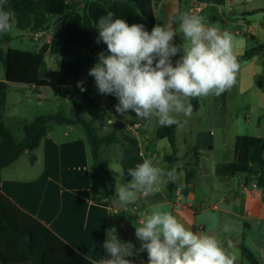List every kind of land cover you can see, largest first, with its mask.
Returning <instances> with one entry per match:
<instances>
[{"label":"crops","instance_id":"obj_1","mask_svg":"<svg viewBox=\"0 0 264 264\" xmlns=\"http://www.w3.org/2000/svg\"><path fill=\"white\" fill-rule=\"evenodd\" d=\"M79 1L68 0V2L76 3ZM134 1L145 3L156 23H161L162 26H171L173 29H175L176 23L172 18L179 12H183L184 9L190 12L194 5H199L201 11L193 13L198 15L203 11V8L209 6V1L225 2V0H162L155 6L153 0ZM114 2V9L118 12L117 18H123L129 24L134 23L125 13L126 0H114ZM229 3H234V0H229ZM89 11L95 23L101 16L108 13L102 4L95 1L89 2ZM252 11L264 13V10H250L243 14L251 18L254 13L249 14V12ZM59 19V16L15 13L11 28L12 30L16 27L20 32H30L29 38L33 40L35 47L33 51L28 52L44 55V60L39 68V77L50 81L56 88L69 87L78 81L73 73L62 75L57 64H55L57 68L55 70L50 67L51 60L58 56L55 53L57 40L63 38L67 42L66 52L74 61L82 58L85 49L84 35L78 27L81 14L77 13L71 19L63 33L59 27ZM10 31L7 34L10 36L11 42ZM35 34L38 35L37 38ZM250 37L254 38L253 34ZM7 44H3L1 49L10 48ZM99 44L100 52H104L105 55L109 54L106 44L103 42ZM3 75L1 81L5 79L4 68ZM86 86L95 95L96 114L100 107L105 111L109 130L112 129H110L111 125H115L111 122L116 118V120H121L123 125L121 129L116 125L115 127L117 136L126 145L113 144L100 150V153H103L106 158L103 161L108 162L109 172L114 179L113 198H116L117 181L120 183L131 181L132 177L128 174L129 168H134L145 158L153 159L157 165L161 159L170 165L167 170L175 169L177 179L170 181V187L168 182L162 184L160 191L155 194L144 196L142 193H138L137 196L144 199L143 203L149 206V202L162 201L168 206L169 212L187 228L194 232L207 231L215 235L223 246L237 257L236 264H264V186L258 183L257 169L252 168L250 171L237 174L234 177L220 174V169L234 160V142L238 136L233 138L232 161L223 164L214 163L212 171L207 174L201 173L200 154L205 149L212 150L211 134H200L194 143L186 145L187 151L183 152L182 158L191 155L194 162L180 163L181 156L176 143V132L181 128L180 124L176 125L175 152L173 153L167 138H155L160 125L156 128L151 127L153 118L140 119L131 110L124 115L117 113L115 110L118 103L117 98L113 95L100 94L94 77L86 82ZM22 87L40 91V97L44 98L50 93L46 88ZM8 94L7 91L6 101ZM77 100V96L72 100L64 99L65 103L72 105ZM192 106L195 108L197 104ZM83 115L85 118H92L87 113H83ZM2 119L4 125L11 132L10 127L4 121L3 114ZM258 126H260V122H258ZM257 137L264 138V135ZM182 139L183 146H185L186 140L184 137ZM116 149H121L123 154L120 162L111 158ZM24 155L26 152L0 171V192L21 211L38 220L92 264H101L103 258H110L107 250L103 248V243L107 238L108 230L112 229L111 219L124 220L118 213L123 211L121 215L124 216L126 208L121 205L122 210L116 211L110 199L103 198L102 192L100 194L102 198L92 199L90 149L81 126L48 125L46 135L39 146L34 151L27 153L29 155L27 160L20 162ZM167 156H173V158L166 159ZM31 158L33 161H30ZM197 176L204 180H211L210 183L202 182L203 185L208 186L206 193L196 194L195 180ZM138 201L136 199L129 204L136 212L131 216L139 224L143 217L139 215ZM225 227L228 228V231H224ZM114 228L121 242L130 241L128 233H121L119 228ZM139 243L141 244L140 240ZM243 248L249 252L253 260L247 258ZM140 253L142 255L146 251L136 252V255L138 256ZM132 257L127 258L131 260Z\"/></svg>","mask_w":264,"mask_h":264},{"label":"clouds","instance_id":"obj_2","mask_svg":"<svg viewBox=\"0 0 264 264\" xmlns=\"http://www.w3.org/2000/svg\"><path fill=\"white\" fill-rule=\"evenodd\" d=\"M8 0H0V35L7 34L15 12L6 8ZM113 12L101 16L95 27L107 52L98 53V60L89 70L100 94L113 95L117 113L129 110L140 119L156 118L160 126L181 123V115L189 117L193 106L190 98L220 96L236 83L239 62L233 51V37L206 18L188 11L172 19L178 23L183 44L173 43L177 30L157 24L151 32L140 23L129 24L114 18ZM182 55L175 64L172 57ZM83 92V82H77ZM130 182L115 186L116 205L125 206L144 196L160 191L164 183L175 181V169L159 167L145 158L128 169ZM224 231H228L225 227ZM135 236L141 241L135 250L131 242H121L116 229H109L103 248L109 254L101 264H132L127 257L146 251L147 264H236L237 257L229 252L209 232H194L168 211L153 210L135 226Z\"/></svg>","mask_w":264,"mask_h":264},{"label":"trees","instance_id":"obj_3","mask_svg":"<svg viewBox=\"0 0 264 264\" xmlns=\"http://www.w3.org/2000/svg\"><path fill=\"white\" fill-rule=\"evenodd\" d=\"M95 1L102 4L106 10L115 14L114 0H80L68 2V0H8L6 8H11L15 13L44 14L49 17L59 16L61 33L66 30L71 19L81 14L79 29L84 35L85 49L81 59L72 60L66 52L67 42L62 38L57 40L55 53L60 58V73L66 75L73 73L79 82H83L86 89L81 91L77 82L69 87L56 88L53 83L39 77V68L44 60V55L31 53L1 46L10 42L8 34L0 35V63L4 68L5 79L0 81V171L15 162L24 152L34 151L45 137L48 125H80L84 131L86 141L90 149V181L93 200L100 198L111 199L114 197V179L109 172L107 161L100 159V150L113 144L125 146L126 144L117 136L115 125H111V131L107 135H98L95 128L97 104L92 90L86 86V82L92 78L89 70L95 65V55L101 51L98 44V30L96 23L89 11V2ZM162 0H153L157 6ZM126 15L134 22L143 24L146 30L151 32L157 24L154 17L147 9L145 3H137L134 0H126ZM257 11L249 12V14ZM173 20V19H172ZM264 45L258 48L263 50ZM253 56V53H244L238 56L239 65ZM11 85L29 86L35 88L54 89L63 99L72 100L77 96V102H73L75 117H66L60 111L36 117L31 123L22 127L23 138L15 142L9 129L2 121L3 109L6 103V93ZM256 85L262 89V81L257 80ZM83 113L92 118H85ZM176 125L170 127L159 126L155 138H167L172 152H175ZM173 156H167L171 159ZM30 161H33L31 158ZM252 168L257 169L258 183L264 186V138L252 136H238L234 142V160L223 166L220 174L226 177H234L237 174L246 173ZM171 183L168 182L170 187ZM102 192V196H100ZM123 213V211L118 214ZM125 219L124 216H121ZM132 219H134L132 217ZM249 260H253L249 252L243 248ZM133 256H136L134 254ZM143 260H148L147 252L142 254ZM27 259L30 264H92L74 249L53 234L38 220L21 211L0 192V262L11 263L13 261Z\"/></svg>","mask_w":264,"mask_h":264},{"label":"rangeland","instance_id":"obj_4","mask_svg":"<svg viewBox=\"0 0 264 264\" xmlns=\"http://www.w3.org/2000/svg\"><path fill=\"white\" fill-rule=\"evenodd\" d=\"M250 10H264V0H234L232 4L229 3V0H225L224 3L209 1V6L203 8V11L198 14L205 17L209 24L217 25L222 31H227L232 35L233 51L236 57L242 56L246 52L253 53L251 58L240 64L236 83L230 90L225 91L218 97L190 98L188 102L192 105L197 104V107H193L189 117L183 115L179 117L181 128L176 132V143L181 156L180 163L194 162L191 155L182 158L183 152L187 151L186 145L194 143L200 134H211L212 150L205 149L200 154L201 173L207 174L212 171L214 163L223 164L232 161L233 138L235 136L257 137L258 135H264V49L258 51V48L264 45V13L258 11L251 18L243 14ZM184 11H187V9H184ZM175 25L177 35L174 37L173 43L180 46L183 44V35L178 31V23ZM250 26L252 27L250 28ZM10 34L12 41L7 44L10 48L22 51L34 50L35 44L29 38V31L20 32L14 27ZM251 34L254 38L250 37ZM181 55L182 50L177 56L172 57L173 64ZM97 60L98 54L95 57V63ZM55 64L58 65L57 68L60 67L58 56L51 60L50 67L54 70L57 69ZM3 77V67L0 64V81ZM257 80L262 81V89L257 87ZM46 90H49L50 93L44 98L40 97V91L33 89L23 88L22 86H10L8 88L9 94L3 109V116L5 123L11 129L15 142H20L23 138L22 124L29 123L36 117L56 113L57 111H60L66 117H75V110L71 103H65L56 90L47 88ZM95 117L98 135L109 134L110 130L106 124L107 115L102 107L98 109ZM120 121H115V125L121 129L123 125ZM258 122H260V126H258ZM158 125L156 118L153 117L151 127L156 128ZM183 137L186 140L185 146L182 142ZM27 153L30 152H26V155L21 157L20 162L29 158ZM122 155L121 149H116L111 158H115L120 162ZM100 159H106L103 153H100ZM158 166L167 170L170 165L160 159ZM202 182L210 183L211 180H204L197 176L195 180L197 195L206 193L208 190V186L203 185ZM137 199L139 200V215L141 217L150 214L153 210L169 212L168 206L162 201L149 202L150 205L146 206L143 203L144 199L142 200L138 196ZM125 208V219L119 221V219L112 218L110 226L111 228H119L121 233H128L130 241L135 245V250H139L141 244L135 236V226H139V224L131 216L136 212L130 204L125 205ZM146 208L148 209L146 210ZM139 252L137 251V253ZM138 256L141 257V253ZM147 261L143 260L142 264H147ZM0 264L30 263L27 259H24L11 263L0 262Z\"/></svg>","mask_w":264,"mask_h":264},{"label":"built area","instance_id":"obj_5","mask_svg":"<svg viewBox=\"0 0 264 264\" xmlns=\"http://www.w3.org/2000/svg\"><path fill=\"white\" fill-rule=\"evenodd\" d=\"M201 11V7L199 6V5H194L191 9H190V12L191 13H198V12H200ZM35 37L37 38L38 37V35L37 34H35ZM115 121H117V120H112V124H115L116 122ZM132 264H142V262H143V258L142 257H140V256H133L132 257Z\"/></svg>","mask_w":264,"mask_h":264},{"label":"water","instance_id":"obj_6","mask_svg":"<svg viewBox=\"0 0 264 264\" xmlns=\"http://www.w3.org/2000/svg\"><path fill=\"white\" fill-rule=\"evenodd\" d=\"M114 201H115V199L112 197V198L110 199V202H111L112 206L116 209V211H120V210H122V206L116 205V204L114 203Z\"/></svg>","mask_w":264,"mask_h":264}]
</instances>
